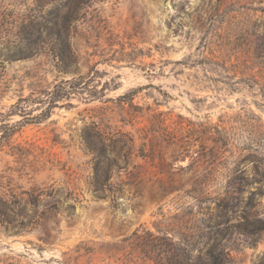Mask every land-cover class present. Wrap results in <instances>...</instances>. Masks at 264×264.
I'll return each instance as SVG.
<instances>
[{
	"label": "rangeland",
	"instance_id": "rangeland-1",
	"mask_svg": "<svg viewBox=\"0 0 264 264\" xmlns=\"http://www.w3.org/2000/svg\"><path fill=\"white\" fill-rule=\"evenodd\" d=\"M74 3L0 0V112L74 81L40 120L0 116V264H155L158 228L187 264L207 231L264 264V0H85L63 30Z\"/></svg>",
	"mask_w": 264,
	"mask_h": 264
},
{
	"label": "trees",
	"instance_id": "trees-1",
	"mask_svg": "<svg viewBox=\"0 0 264 264\" xmlns=\"http://www.w3.org/2000/svg\"><path fill=\"white\" fill-rule=\"evenodd\" d=\"M85 0H75L74 9L75 12L72 11L68 12L66 15H62L60 18V27L63 28V30L67 29L68 22L76 17L78 12L76 13V10L79 8L81 3H84ZM73 9V10H74ZM55 17H58V15H55ZM56 22V23H55ZM54 22V26L56 27V30L54 31L55 34L60 36V29L57 25V21ZM34 29L32 26L31 29ZM22 42H25L26 45L32 47L35 44V41L33 39V30L31 32H24L23 37L21 38ZM54 44L56 42H53ZM61 53L60 56L61 57ZM25 57V56H22ZM67 65H58V71H64L66 72L68 69ZM74 81L72 79H61L58 82H56L52 89L47 90L43 92V97L39 98L40 104H45L43 109L40 110L37 115H31V117H26V109H24V106L21 104L22 102L26 101V98H19L18 101L11 105V110L7 112V114H4L0 112V116L4 117L5 115L9 116L13 114L14 110H18L19 112H23V118H26L27 120H40L47 116L48 111L52 109L54 106H56L57 101L59 100H67L70 97V94L72 93V87H74ZM23 108V109H22ZM11 112V113H10ZM19 124H9V133H13L16 127ZM88 145V148L94 153L96 156H102L103 157V151L101 147H98V145L93 144L92 141H85ZM100 142V141H99ZM102 160L96 161L94 165V174L92 177V180L90 181L91 186L93 187V191L95 192H101L106 190L109 187V177L108 174H106L108 167L105 165H102ZM28 202L32 205L36 204V200L33 198L28 199ZM1 206H6L2 201H0ZM7 208V207H5ZM22 216L25 217L24 210L22 211V207L20 208ZM23 212V213H22ZM0 215L5 216L6 213L2 210H0ZM158 234L152 233L150 230H146L144 233V238H146L145 242L143 243V247L141 249L142 256L145 259H153L155 261V264H164V254L167 255V262L165 264H176L173 262V256H178L177 264H187L189 260H191V255L188 253L190 250H185L183 253H174L173 251H169L167 248V244H164V240H170L173 236H168L167 232H162L160 228L157 229ZM137 239L142 235H137V229L132 233ZM203 242L201 243V247L199 249L200 254H197L195 256V264H225V258L223 251L218 248V244L214 242H210V239L212 238V235L209 231H207L205 234H202ZM219 250V251H218ZM181 261H180V260Z\"/></svg>",
	"mask_w": 264,
	"mask_h": 264
}]
</instances>
